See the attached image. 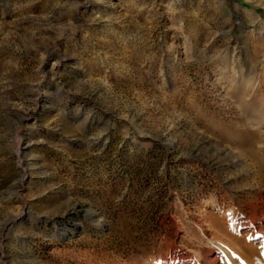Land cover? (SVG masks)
Here are the masks:
<instances>
[{
  "label": "rangeland",
  "instance_id": "374dc122",
  "mask_svg": "<svg viewBox=\"0 0 264 264\" xmlns=\"http://www.w3.org/2000/svg\"><path fill=\"white\" fill-rule=\"evenodd\" d=\"M263 100L264 0H0V264H264Z\"/></svg>",
  "mask_w": 264,
  "mask_h": 264
},
{
  "label": "bare ground",
  "instance_id": "6f19581e",
  "mask_svg": "<svg viewBox=\"0 0 264 264\" xmlns=\"http://www.w3.org/2000/svg\"><path fill=\"white\" fill-rule=\"evenodd\" d=\"M76 16V15H75ZM251 79V78H250ZM264 101V100H263ZM243 103H245V102H243ZM251 107V106H250ZM248 109H249V107H248ZM256 109V108H255ZM252 111H254V110H252ZM256 111H257V109H256ZM251 112V111H250ZM262 112H263V110L261 111V114H262ZM264 113V112H263ZM254 114V113H253ZM264 115V114H263ZM251 116V115H250ZM253 116V115H252ZM254 160V159H253ZM257 163V162H256ZM255 226V225H254ZM189 249V248H188ZM186 254V253H185ZM189 255V254H188ZM187 262V261H186Z\"/></svg>",
  "mask_w": 264,
  "mask_h": 264
}]
</instances>
